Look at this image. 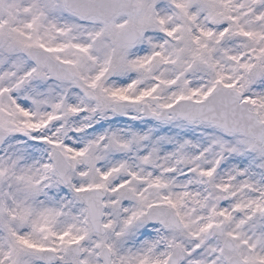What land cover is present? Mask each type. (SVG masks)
I'll use <instances>...</instances> for the list:
<instances>
[{"label": "snow or ice", "instance_id": "1", "mask_svg": "<svg viewBox=\"0 0 264 264\" xmlns=\"http://www.w3.org/2000/svg\"><path fill=\"white\" fill-rule=\"evenodd\" d=\"M0 264H264V0H0Z\"/></svg>", "mask_w": 264, "mask_h": 264}]
</instances>
